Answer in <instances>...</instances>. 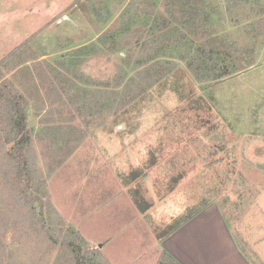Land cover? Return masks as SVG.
Masks as SVG:
<instances>
[{"label":"rangeland","instance_id":"1","mask_svg":"<svg viewBox=\"0 0 264 264\" xmlns=\"http://www.w3.org/2000/svg\"><path fill=\"white\" fill-rule=\"evenodd\" d=\"M220 1L206 0L211 19L218 16L214 20L220 23L214 26L210 38L222 48L230 41L243 51L250 41L249 32H254L250 23L258 15L251 14L249 3H240L236 11L242 13L241 21H230L226 14L221 16ZM182 8V0H0L3 73L27 98L29 129L38 168L47 183V198L65 228L73 225L86 240V250L99 251L110 264H155L159 260L156 224L166 225L191 209H199L198 215L163 241L168 246L159 242V247L177 252L188 246L198 251L200 256L188 257L199 264H207L214 252L229 254L230 264H252L238 245L236 227L264 261V169L246 157L253 138L264 140V57L260 56L264 35L256 39L259 48L254 65L244 68L239 62L241 70L225 80L195 86L212 106L200 115L219 123L218 130L210 131L194 122L193 111H169L172 114L158 128L153 119L156 130L150 134V141L152 135L164 138L150 146L157 150L158 160L161 153L164 160L176 153L168 164L182 174L177 176L174 190L159 199L152 172H148L143 179L147 191L141 189L146 199L142 210L119 176L129 166L127 162H132L127 161L129 151L120 152L113 138L100 136L98 124H89L87 113L84 116L78 111L60 86V78L69 75L64 73L61 55H79L86 47L89 55L79 58L82 60L75 65V73L85 74L84 79L95 77L101 83L112 81L121 65L120 56L130 53L133 47L135 52L141 50L139 41L152 37L157 19L166 17L171 22L179 15L181 18ZM130 22L134 23L131 28ZM171 28L161 26L162 31L156 28L155 34H170ZM94 42L96 46L90 47ZM164 54L169 55L167 51ZM114 117L108 112L103 119L99 116L100 121L107 122L106 132L123 130V125L115 129ZM185 123L189 128H181ZM131 135L128 127L121 137L128 141ZM221 143H225V149L218 147ZM226 175H232L231 179L223 182L221 177ZM177 189L182 190L178 195L174 193ZM210 193H215L216 202L207 205L213 199ZM151 198L155 200L153 206L149 204ZM11 200L10 195L0 215V264H75L70 249L62 245L64 231L55 233L56 243L48 239L47 232L39 230L42 228L25 229L27 235L16 233L10 227ZM237 202H241L244 214L234 226L229 225L230 242L220 228L221 224L228 226L222 222L218 207L222 212L224 208L231 212Z\"/></svg>","mask_w":264,"mask_h":264},{"label":"trees","instance_id":"2","mask_svg":"<svg viewBox=\"0 0 264 264\" xmlns=\"http://www.w3.org/2000/svg\"><path fill=\"white\" fill-rule=\"evenodd\" d=\"M240 3H249L251 14L258 15L250 23L254 32H249L250 41L243 51L240 49L241 46L230 41L227 47L224 45V48L220 44L213 43V38L210 36L213 34L214 26H219L220 23L219 20H214L218 16L211 19L212 12L210 8H207L206 0H182L181 18L179 15V18H176L177 21L174 19L171 22L166 17L157 19L151 29L152 37L139 41L138 46L141 50L135 52L133 47L130 48V53L120 56L121 65L112 77V81L106 80L101 83L95 77L88 76L84 79L85 74L81 76L75 73L74 67L78 65V60L81 61L89 55L86 53V47L82 49V52L80 51L79 55L68 53V55L60 56L62 68L66 71L64 73L69 74L60 78V86L70 96L74 107L84 116L87 113L89 124L93 122L98 124L100 136L113 138L120 146V152L129 151L130 157L127 161L131 159L134 163L127 162L129 166L120 171L119 176L126 182L130 195L141 210L144 209L142 204L146 203L144 202L145 194L141 193V189L147 191L143 179L148 172H152L151 177L158 190L159 199L174 190L177 176L182 174L168 164V160L173 162L176 153H172V156H168L165 160L161 153L158 160L157 150L150 146L164 138L162 135L157 138L152 135L150 141V134L156 130L153 128V119L154 125L158 128L159 123L166 122L170 117L168 114H172L168 113L169 111H193L196 115L194 122L198 121L201 127H208L210 131L218 130L219 123L200 115L201 111H210L212 106L207 102L204 94L196 90L197 83L209 86L221 82L241 70L239 62L244 68L256 62L255 53L259 48L256 39L258 35H264V23L262 25L264 0H221L218 4L222 11L221 16L226 14L230 21L233 19L241 21L239 18L242 13L236 11ZM218 6L215 9H219ZM161 26L163 28L172 26V32L156 35L155 29L162 31ZM146 27L147 25L144 26ZM95 46L96 42L90 47ZM151 46L152 48L149 49ZM261 46L263 54L260 56L264 57V39ZM164 51H167L169 55L165 56ZM81 57L82 59H79ZM74 59L77 60L76 63L73 62ZM261 60L264 62V58ZM64 63L67 65H63ZM3 65V62L0 63V215L6 205L5 200L8 201L11 195L10 227L16 233L27 235V230L42 228L39 230L47 232L48 239L56 243L58 239L55 233L64 231L66 238L62 245L70 249L75 264H110L104 260L99 251L85 249L88 247L86 240L73 225H67L65 228L63 220L47 198V183L38 168L34 140L29 129L27 98L13 81L5 76ZM107 112L109 115H115L113 122L115 129L123 125V130L114 133L110 129L106 132L107 122L100 121L99 116L103 119ZM145 123L147 126L143 127ZM187 126L188 124L185 123L181 128H189ZM128 127L132 135L127 141L125 137H121V134L123 132L126 134ZM221 134L223 137L224 133ZM221 134L219 133V136ZM219 136L216 138L219 139ZM261 138H253L251 145L248 144L246 157L258 164L259 168L264 169V140ZM123 139H125L124 144H122ZM224 144L218 147L225 149ZM140 145L143 150L140 149ZM143 151L148 153V156L145 157ZM178 154L180 156V152ZM126 156L127 152L124 154V160ZM214 159L213 156V161ZM159 161L163 162L159 164ZM233 171L234 168L229 173ZM231 176H222L221 180L226 182L231 179ZM214 194L210 193L213 199H215ZM150 201V206H153L155 200L151 198ZM240 205L241 202L233 205L231 212L224 208L223 214L229 224L233 225L241 218L244 209ZM197 211L191 209L188 213L175 217L166 225L157 223L154 230L159 240L172 234ZM23 231H25L24 234ZM234 232L238 245L250 262L264 264L261 256L245 241L236 227ZM157 264L182 263L165 250Z\"/></svg>","mask_w":264,"mask_h":264},{"label":"crops","instance_id":"3","mask_svg":"<svg viewBox=\"0 0 264 264\" xmlns=\"http://www.w3.org/2000/svg\"><path fill=\"white\" fill-rule=\"evenodd\" d=\"M255 163V162H254ZM256 164V163H255ZM182 189V188H181ZM182 190H180L179 191V189H177L174 193H176V195H178L177 194V192H181ZM213 202H216L215 201V199H212L211 201H209V203L207 204V205H210L211 203H213ZM207 205H205V206H203L204 208L207 206ZM204 208H202V210L204 209ZM218 209L221 211V216H223V217H221V218H224V221L222 220V222L223 223H225L228 227H226V226H224L223 224H221V227L220 228H222V230L224 231V232H226V236L228 237V240L230 241V242H232L231 241V239H229V238H231L232 237V235H231V227L229 226L230 224L227 222V220H226V218H225V216H224V214H223V212H222V210L220 209V207H218ZM199 210L194 214V216H196V215H198L199 213ZM244 214V213H243ZM243 214H242V216H243ZM241 216V217H242ZM193 218V216L190 218V219H192ZM189 219V220H190ZM240 220V219H239ZM239 220H237L235 223H237ZM221 222V223H222ZM234 223V224H235ZM185 224V223H184ZM183 224V225H184ZM234 224H233V226H234ZM214 231H215V229H214ZM171 235V234H170ZM170 235H168V236H166V237H164L162 240H158L157 239V241H156V245L158 246V255L157 256H159L160 257V255L162 254V252L163 251H169L170 253H172L182 264H199V263H197L195 260H190L189 259V257L188 256H200V255H198L197 254V252L198 251H196V250H193V249H191L190 247H188V246H186V247H183V248H178L177 249V252L176 251H174L172 248H170L169 250L168 249H165V248H160L159 247V242L161 243H164L163 245H164V247H166V246H168V243H165V242H167L170 238H169V236ZM165 240V242H163ZM233 240V239H232ZM229 246H227V244H226V247L224 248L225 250H227V248H228ZM157 248V247H156ZM205 254V253H204ZM221 255L222 256H220V255H217V253L216 252H214L213 254H212V257H211V259H209L208 260V263L207 264H230V262L228 261V258H230V257H227L229 254H226V252H224V253H221ZM202 256H203V254H202ZM159 257H158V259H159ZM157 262H158V260H157ZM157 262L155 263V264H157Z\"/></svg>","mask_w":264,"mask_h":264}]
</instances>
